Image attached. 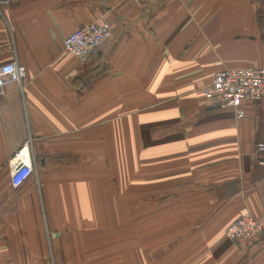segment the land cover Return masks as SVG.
<instances>
[{"label": "crops", "instance_id": "1", "mask_svg": "<svg viewBox=\"0 0 264 264\" xmlns=\"http://www.w3.org/2000/svg\"><path fill=\"white\" fill-rule=\"evenodd\" d=\"M96 21L90 59L63 41ZM26 68L0 97V264H264V99L237 119L202 89L224 69L264 68V0H12L0 66ZM34 166L20 188L10 161Z\"/></svg>", "mask_w": 264, "mask_h": 264}, {"label": "built area", "instance_id": "2", "mask_svg": "<svg viewBox=\"0 0 264 264\" xmlns=\"http://www.w3.org/2000/svg\"><path fill=\"white\" fill-rule=\"evenodd\" d=\"M12 0H0V6L10 5ZM143 4L152 0H130ZM113 28L107 21H96L75 31L63 41L66 55L78 60L95 57L112 39ZM26 68L17 62L0 66V97L10 83L22 84L26 78ZM204 99L220 108L231 109L237 119L246 116L248 104L259 103L264 99V68L246 67L224 69L218 72L213 81L202 89ZM259 164L264 166V143L258 145ZM11 184L20 188L32 175L34 166L27 145L10 161ZM264 233V221L251 212L243 213L226 230L227 239L243 245Z\"/></svg>", "mask_w": 264, "mask_h": 264}]
</instances>
